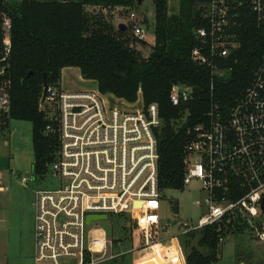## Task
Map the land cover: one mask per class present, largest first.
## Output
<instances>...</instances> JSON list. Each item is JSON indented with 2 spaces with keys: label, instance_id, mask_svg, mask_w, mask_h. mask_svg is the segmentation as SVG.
<instances>
[{
  "label": "built area",
  "instance_id": "obj_1",
  "mask_svg": "<svg viewBox=\"0 0 264 264\" xmlns=\"http://www.w3.org/2000/svg\"><path fill=\"white\" fill-rule=\"evenodd\" d=\"M202 9L206 25L195 30L201 44L193 58L211 66L214 75L227 77L231 68L216 60L239 47L237 29L244 10L250 9L264 23V0H210ZM129 24L135 38L145 40L134 13ZM4 25L9 31L8 21ZM11 52L10 34L4 32L0 139L12 104L6 74ZM195 88L174 84L172 103L185 104L196 94ZM210 88L213 92V82ZM40 109L50 121L46 132L58 136L57 157L48 172L59 178V184L34 193L36 264H60L62 257L78 258L79 264L105 260L113 242L93 235L96 222L89 225L88 214L130 215L135 222L131 251L141 255L139 264H187L178 236L218 225L222 244L228 234L222 223L232 219L246 221L254 236L264 241V58L239 97L225 106L212 102L203 120L189 126L183 184L199 185L203 197L196 203L204 212L197 224H183L174 234L159 213L162 191L155 130L162 120L156 103L130 109L112 103L98 88L68 91L49 84ZM12 174L24 184L30 181L18 171ZM8 190L0 179V193Z\"/></svg>",
  "mask_w": 264,
  "mask_h": 264
},
{
  "label": "trees",
  "instance_id": "obj_2",
  "mask_svg": "<svg viewBox=\"0 0 264 264\" xmlns=\"http://www.w3.org/2000/svg\"><path fill=\"white\" fill-rule=\"evenodd\" d=\"M153 1L155 41L146 53L137 44L148 43L135 38L131 24L119 28L103 12L135 8L138 0H22L15 5L0 0V45L6 21L12 43L6 70L12 101L9 118L33 125L35 176L48 173L59 149L58 136L46 132L50 121L40 109L44 74L48 84L59 85L62 70L77 67L84 79L97 82L102 94L128 103H136L141 94L145 106L158 105L162 120L155 130L159 188L184 190L188 128L203 120L212 102L230 104L249 85L264 58V23H259L250 9L243 11L237 29L239 47L227 58L216 60L220 66L230 67V73L216 76L211 66L193 58L194 49L201 44L195 30L206 25L202 7L210 0H179L174 13H170L169 0ZM93 8L99 11L93 13ZM174 84L194 86L199 91L185 104L174 105L170 98ZM184 115L185 122L177 126ZM222 227H228V234L243 228L252 230L239 219L224 222ZM200 234L196 245L190 241L194 231L183 241L187 264L216 263L222 245L218 225L206 227ZM200 247H207L209 252H202Z\"/></svg>",
  "mask_w": 264,
  "mask_h": 264
},
{
  "label": "rangeland",
  "instance_id": "obj_3",
  "mask_svg": "<svg viewBox=\"0 0 264 264\" xmlns=\"http://www.w3.org/2000/svg\"><path fill=\"white\" fill-rule=\"evenodd\" d=\"M22 0H8L15 5ZM49 1V0H44ZM170 13L177 12L179 0H169ZM93 13L98 8L90 10ZM104 14L116 24H129L130 15L134 13L136 20L144 29L145 41L148 43L137 47L149 53V44H153L155 38V6L153 0H138L135 8H123L103 10ZM125 21V22H122ZM5 34L9 31L5 28ZM63 90H96L98 84L95 80L82 79L79 69L70 67L62 73L59 83ZM75 87V88H74ZM112 103L124 105L130 109L136 106L143 107L141 94L134 106L124 103L122 99L110 94H104ZM186 120L184 115L177 123L182 125ZM5 142H8L6 145ZM35 162L33 125L30 121L8 118V125L0 139V179L9 186V190L0 193V264H36L34 260V210L32 202L34 193L39 188H54L59 184V178L48 172L44 177L35 176L33 166ZM13 171L27 175L30 181L27 184L15 178ZM203 197L196 182L185 186L184 190L165 189L162 191L159 213L163 221L168 223L171 234L182 229L183 224H197L204 208L196 201ZM95 228H103L106 231L109 242L107 258L98 264H132L134 254L133 235L135 222L127 214H111L109 219L98 221ZM195 236L190 239L192 244H197L201 234L194 231ZM189 234V233H188ZM179 235V243L186 253L183 241L189 238ZM204 253H208L207 247H200ZM111 255L114 257L110 258ZM100 256V255H97ZM60 264H79L78 258L62 257ZM214 264H264V242L254 236L251 229L243 228L240 232L228 234L221 245L219 260Z\"/></svg>",
  "mask_w": 264,
  "mask_h": 264
},
{
  "label": "water",
  "instance_id": "obj_4",
  "mask_svg": "<svg viewBox=\"0 0 264 264\" xmlns=\"http://www.w3.org/2000/svg\"><path fill=\"white\" fill-rule=\"evenodd\" d=\"M140 1V0H139ZM119 28H123L126 29L127 28V24L125 23H121L118 25ZM48 82H47V78H46V74H44V92H43V96H42V101H44L45 97H46V89L48 88ZM195 92L199 91V88H195L194 89ZM262 208L264 209V199L262 201ZM109 219V215L108 214H88L86 221L87 223L90 225L94 222H98V221H104Z\"/></svg>",
  "mask_w": 264,
  "mask_h": 264
},
{
  "label": "crops",
  "instance_id": "obj_5",
  "mask_svg": "<svg viewBox=\"0 0 264 264\" xmlns=\"http://www.w3.org/2000/svg\"><path fill=\"white\" fill-rule=\"evenodd\" d=\"M140 2V1H139ZM121 8H117V10H120ZM122 22H125V21H122ZM116 24H120V21L117 22ZM154 41H155V38H154ZM154 44V42H153ZM153 44H149V45H153ZM77 68V67H76ZM67 69H70V67H65L63 70H62V73L64 71H66ZM79 69V68H78ZM79 75L80 77H82L81 75V72H80V69H79ZM83 79V77H82ZM60 86V85H59ZM75 88V87H74ZM68 91H81V90H78V89H72V90H68ZM126 102V101H124ZM33 207V206H32ZM34 210V208H33ZM34 215H35V212H34ZM34 224H35V216H34ZM97 224V223H95ZM93 228H95L93 226ZM93 235H104L106 238H107V234H106V231L103 229V228H95V230H93ZM108 239V238H107ZM109 240V239H108ZM260 241V240H259ZM113 242V241H112ZM261 242H264V241H261ZM134 254V258H133V261H132V264H139V261L141 259V255L138 254V252H132ZM34 254H35V238H34ZM35 260V259H34ZM145 262V261H144ZM36 263V262H35ZM142 264H151V263H148V262H145V263H142Z\"/></svg>",
  "mask_w": 264,
  "mask_h": 264
}]
</instances>
